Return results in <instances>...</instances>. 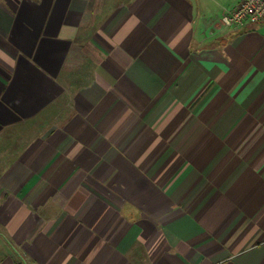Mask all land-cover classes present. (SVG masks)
Here are the masks:
<instances>
[{
	"label": "crops",
	"instance_id": "1",
	"mask_svg": "<svg viewBox=\"0 0 264 264\" xmlns=\"http://www.w3.org/2000/svg\"><path fill=\"white\" fill-rule=\"evenodd\" d=\"M239 1L0 0V264H264Z\"/></svg>",
	"mask_w": 264,
	"mask_h": 264
},
{
	"label": "built area",
	"instance_id": "2",
	"mask_svg": "<svg viewBox=\"0 0 264 264\" xmlns=\"http://www.w3.org/2000/svg\"><path fill=\"white\" fill-rule=\"evenodd\" d=\"M264 20V0H240L223 13L220 29L239 26L247 28Z\"/></svg>",
	"mask_w": 264,
	"mask_h": 264
}]
</instances>
